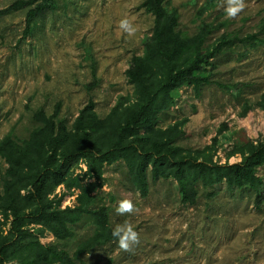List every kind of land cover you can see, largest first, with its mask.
Returning a JSON list of instances; mask_svg holds the SVG:
<instances>
[{
    "label": "rangeland",
    "instance_id": "374dc122",
    "mask_svg": "<svg viewBox=\"0 0 264 264\" xmlns=\"http://www.w3.org/2000/svg\"><path fill=\"white\" fill-rule=\"evenodd\" d=\"M16 1L0 0V12ZM56 1V9L39 16L26 39L28 10L0 15V141L6 136L27 139L35 128L32 114L40 109L52 116L61 104L58 121L71 127L90 100L101 119L118 103L135 101L126 72L134 56L144 55L153 34L154 17L142 7L145 0ZM165 5L178 10L184 35H195L205 24L216 28L205 48L223 35L258 34L264 25V0H245L236 18H227V0H166ZM124 18L136 28L131 36L119 29ZM199 75L214 84L199 92L181 88L174 105L161 114L159 125L167 128L187 120L178 142L181 147L192 151L211 147L208 153L215 162L240 163L239 148L264 136V112L257 107L264 93V46L237 45ZM93 82L96 86L89 91ZM247 105L252 110L243 116ZM7 169L0 157V183ZM74 176L81 186L92 185L90 208L107 207L111 229L127 221L140 237L130 251L111 242L74 259L79 264H264V205L256 207L252 192H229L222 183L210 190L215 196L207 198L200 187L196 204L184 205L176 181L153 182L150 175L151 192L142 197L130 184L124 162L106 166L100 182L88 174L84 163ZM258 176L264 180V166ZM81 193L61 186L52 198L62 199V208H74ZM123 199L133 201L137 209L133 215L116 214ZM10 222L0 216V234L9 231ZM71 230L73 237L65 242L46 233L41 243L57 244L73 255L96 227L85 219Z\"/></svg>",
    "mask_w": 264,
    "mask_h": 264
},
{
    "label": "trees",
    "instance_id": "16d2710c",
    "mask_svg": "<svg viewBox=\"0 0 264 264\" xmlns=\"http://www.w3.org/2000/svg\"><path fill=\"white\" fill-rule=\"evenodd\" d=\"M165 2L145 0L142 4L154 17V28L144 55L134 56L126 72L128 83L134 88V102L118 103L101 119L90 100L71 127L58 121L61 104L52 116L40 109L32 114L35 128L27 139L6 136L0 141V157L8 165L0 183V216L11 219L9 231L0 234V264H79L74 259L115 242L108 208L91 209L88 188L92 185L83 187L74 176L81 163L100 182L106 166L124 162L130 184L145 198L151 192L150 175L153 182L176 181L184 205L196 204L200 187L207 198L214 197L215 192L210 190L222 183L229 192L243 190L255 194L258 209L264 205V180L258 176L264 166L263 135L239 148L240 163L219 164L208 153L211 147L192 151L178 144L187 120L167 128L159 125L161 114L174 105L181 88L192 87L199 92L201 87L214 84L199 74L213 67L219 55L237 45L264 46V25L258 34L243 38L223 35L205 48L216 28L205 24L193 36L182 34L178 10H168ZM56 5V0H18L0 15L28 10L23 34L26 39L39 16L54 11ZM95 86L93 82L88 90ZM257 107L264 112V93ZM251 110V106H245L243 116ZM61 186L82 190L78 206L62 208V199L52 198ZM85 219L92 221L96 231L78 245L73 255L57 244L41 243L46 233L59 242L71 239V227Z\"/></svg>",
    "mask_w": 264,
    "mask_h": 264
},
{
    "label": "clouds",
    "instance_id": "9594fccd",
    "mask_svg": "<svg viewBox=\"0 0 264 264\" xmlns=\"http://www.w3.org/2000/svg\"><path fill=\"white\" fill-rule=\"evenodd\" d=\"M227 5L225 9L227 18H236L245 8V0H227ZM118 26L119 29L129 36L136 32V28L128 18L121 19ZM136 211L137 209L130 199L120 200L118 206L115 208V212L119 216H124L125 214L133 215ZM111 235L117 246L124 251H130L133 246L138 245L140 242L139 233L127 221L117 224L112 229Z\"/></svg>",
    "mask_w": 264,
    "mask_h": 264
}]
</instances>
